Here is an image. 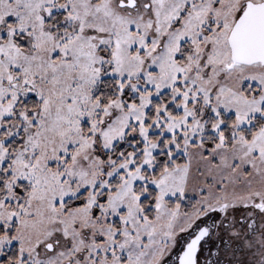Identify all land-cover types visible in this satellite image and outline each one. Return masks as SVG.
<instances>
[{"label":"snow or ice","instance_id":"6c2138e0","mask_svg":"<svg viewBox=\"0 0 264 264\" xmlns=\"http://www.w3.org/2000/svg\"><path fill=\"white\" fill-rule=\"evenodd\" d=\"M0 264H264V0H0Z\"/></svg>","mask_w":264,"mask_h":264}]
</instances>
